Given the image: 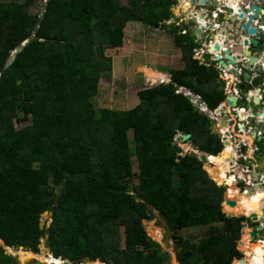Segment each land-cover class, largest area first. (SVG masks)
Instances as JSON below:
<instances>
[{"label": "trees", "instance_id": "obj_1", "mask_svg": "<svg viewBox=\"0 0 264 264\" xmlns=\"http://www.w3.org/2000/svg\"><path fill=\"white\" fill-rule=\"evenodd\" d=\"M39 1L47 9L34 33L42 10L34 14L32 8ZM177 1L0 0V236L12 251L23 247L41 257L47 238L59 264H170L143 224L155 211L174 238L184 229L206 230L197 242L175 239L178 264H232L242 257V224L257 221L245 219L250 216L238 185L228 187L231 194L223 199L225 187L206 173L214 179L213 158L222 142L184 90L209 111L226 96L214 63L194 57L200 45L190 25L169 29L182 67L170 70L168 83L141 89L132 109L97 110L94 104L100 80L113 68L106 51L125 46L128 23L164 28ZM33 34L6 69L11 54ZM140 69L158 80L151 68ZM22 117L30 120L18 129L15 120ZM178 133L189 134L195 150L208 155L206 171L175 144ZM225 201L239 203L231 211L244 216L228 218L232 205ZM53 208L50 227L42 226V216ZM244 237L246 261L264 254V242ZM0 264H15L2 246Z\"/></svg>", "mask_w": 264, "mask_h": 264}, {"label": "water", "instance_id": "obj_2", "mask_svg": "<svg viewBox=\"0 0 264 264\" xmlns=\"http://www.w3.org/2000/svg\"><path fill=\"white\" fill-rule=\"evenodd\" d=\"M178 2L179 4L181 3V6L182 0H178ZM231 2L232 0H188L189 5L185 7L186 9L185 11H182V13L186 14L188 11H193V14H190L188 19L191 23L190 35L194 37L196 42H202V46L200 44V50L204 47L207 52L206 54L210 57V62L220 66V69H218V85L219 89L224 91L226 99L217 107L214 114H219L223 110H227V116L230 115V117H238L237 124L234 126V129H242V131L246 133L244 134L247 138V140H245V147L241 145L239 140L240 144L237 143L238 148H235V150L239 149L238 151L244 153L251 161L249 164L250 168H252L251 175L253 178V186H250L246 191H244L247 196H251L257 192L264 191V178L261 179V177H263L261 174L264 171V69L258 68V65H260L261 62H264V33L259 27V25H264V12L261 13V9H264V0H238L235 2V5ZM177 5V3L172 5V11L175 10ZM218 8L222 12H219ZM46 9L47 5L45 4L42 8L38 23L34 29V33L37 32ZM205 9L208 14L204 12ZM213 12L217 14L216 18L212 17ZM170 19L175 21L176 15L172 13ZM216 21L218 23H216ZM203 24L205 26H203ZM217 25L219 26L217 27ZM34 38L35 34L15 49L6 63V69L9 68L15 61L17 54L20 53ZM221 69H224L226 72H231L230 74L234 75V77L237 76L238 70L241 71V75L239 76V91L243 94L242 99L239 100L237 97L232 95V92H227L223 77L220 74ZM245 112H249V116H247L248 121L246 122L241 118L242 115L245 116ZM208 120L210 122L211 133L221 137V133H217L218 127L214 125L215 120L209 116ZM220 125L221 127H224L225 125L227 126L226 120L221 119ZM258 132L261 133V136L257 135ZM181 141L187 142L191 145L193 151L195 152H191L189 154L196 158L202 164L203 170L206 171L205 166L208 164L206 156L208 155L195 150L189 134L183 135L181 137ZM221 141L223 142L224 148L226 140L222 137ZM229 143L230 142L227 141V145ZM206 173L218 187H225V193L228 192V194H231L229 193L227 185L216 182L207 171ZM244 192L241 193L243 194ZM225 203L226 205H233L235 202L225 201ZM54 211V208L51 209L50 214L53 215ZM243 216L244 215L235 216L231 213L227 214L228 218H241ZM247 218L249 219V217ZM146 221L147 223H150L154 221V217L149 218ZM263 225L264 218L261 219L260 224L256 227V229L252 227L247 228V224H243L242 226L244 229L249 230L248 233L254 241H258L260 240L259 233L261 234V232L264 231ZM162 229L165 241L172 240V232L166 222L163 223ZM145 230L148 232L147 226H145ZM0 246H2L5 250H14L5 244L1 236ZM47 246L49 248V252L46 253L47 256L54 257L50 248V241H47ZM20 249L22 251H26L27 253H33L23 247ZM239 250L241 251L240 247ZM12 256L15 264L20 262L18 252ZM58 259L65 261L63 257ZM234 261H237V264H248L244 257L241 259H235ZM95 262L100 264L105 263L86 259L83 264ZM32 263L41 264L40 261L36 259L25 261V264Z\"/></svg>", "mask_w": 264, "mask_h": 264}, {"label": "rangeland", "instance_id": "obj_3", "mask_svg": "<svg viewBox=\"0 0 264 264\" xmlns=\"http://www.w3.org/2000/svg\"><path fill=\"white\" fill-rule=\"evenodd\" d=\"M121 1H122V4L124 5L127 3V0H121ZM177 4H178L177 6H179L178 1H177ZM178 9L176 8V11ZM41 10H42V2L39 1L35 5V7L32 8V12L34 14H37V13H40ZM176 11L174 13V11H172V7L170 8L171 15L172 13L177 15ZM171 15H170V18H171ZM165 22L167 25H165L164 28H162V25H161L162 23H160L159 27L157 28L156 26L152 27V26H146L138 22H131L125 30V42H126L125 46L120 49L115 48V49H108L106 51L107 56L111 57L113 60V65H112L113 68H112V71L106 75V77L100 80L99 92H98V95L94 98V104L97 110L102 109V108H109V109H116V110L132 109L140 103L138 92L141 89H146V88L166 84L169 82L165 80L164 75H162L163 79H161L159 78V76H157V74H155V77L158 79L157 82L155 83V81L153 79H150L146 75L145 71H141L140 68L148 67L151 69H155L156 71L168 72L169 69L170 70L172 68L180 69L182 67V62L181 60H179V57L177 56L179 51H176L177 49L174 48V44H173V38L175 34L173 33L174 34L173 35L171 31H169V29L171 30L173 29V27H175L176 25L175 23H177L176 19L174 22L172 20L164 21L163 24H165ZM168 22H170L171 24L168 25ZM178 33L181 34V31L179 30ZM197 43H198L197 45L199 48L200 42L197 41ZM174 52H175V56L173 54ZM202 56H204V53L202 54ZM194 57H196V55H194ZM205 58L208 61V57H205ZM200 61L201 63H203L202 62L203 60H200ZM179 91L181 92L183 90L180 89ZM184 92L188 94L187 90H184ZM193 96H194V99L190 98L191 101L193 100L194 103H197V106L198 104L200 105L198 98L196 97L197 95H193ZM205 113L207 114V116L215 120L214 125L217 127L220 125L221 119H224L227 121V110H223L221 112L222 113L221 117L217 116L215 118L212 117V114L209 111H205ZM29 120L30 118L25 119V117H22L18 120H15V125L18 129H20L26 124H28ZM129 135H130V138H132L131 132ZM182 136H183L182 134L178 133L175 136L174 140H175V144L178 145L182 149L183 154L195 152L193 151L189 143H184L181 141ZM222 148H223V143H222ZM133 159H134V172L138 173V165H137L136 159L135 158ZM226 180L229 181L228 178ZM138 182H139L138 178L135 177L134 184H138ZM238 188H240L241 190L247 189L244 186V182L238 183ZM225 192L226 190L223 193V199L226 194ZM257 194L258 193H256L255 195ZM251 198L253 199L252 196ZM252 203L255 205L254 199ZM221 211L223 213L225 212L224 207H223V202L221 203ZM227 213L229 212L227 211ZM52 217L53 215L50 214V212L45 213L42 216L41 225L44 227L45 226L50 227L52 223ZM163 223H164V220L162 216L158 212H155V211H154V221L150 223H147L146 220L143 221L144 226L150 227V229L148 230V234L151 237V239L158 242L162 247V251L166 252L169 255L170 264H178L177 258H176V242L174 239L168 240V241H165L163 239L164 238L163 237L164 233L162 229ZM243 224H248L249 227L255 226L254 222H250L248 220L244 221ZM259 224L260 222L257 223V226ZM205 231L206 230H203L201 228L184 229V230L178 231L175 239L178 236H180L184 240H187L190 242L191 240H194L195 242H197L204 235ZM248 231H249L248 229H244L242 231L243 233L242 239L238 242V245L241 249L242 256L245 254L243 242L246 239V237L244 236L245 234H247ZM262 235H264V233ZM248 239L250 240V238ZM39 249H40V252L38 254L41 257L37 260L44 261L45 264L58 263V261H55L53 258H51L50 256H47L46 254L47 252H49V248L47 246V238L42 240ZM6 251L8 254L12 253L10 255H14L17 252L19 253V251L24 252L27 255L32 254V253H27L25 251H21V249L17 251L16 250L15 251L6 250ZM28 258H29L28 260L36 259L35 257H30V256H28ZM236 262L237 261H233L232 264H235ZM261 262L264 263V259H261ZM16 264H25V261L20 258V262ZM75 264H83V263L75 262Z\"/></svg>", "mask_w": 264, "mask_h": 264}, {"label": "crops", "instance_id": "obj_4", "mask_svg": "<svg viewBox=\"0 0 264 264\" xmlns=\"http://www.w3.org/2000/svg\"><path fill=\"white\" fill-rule=\"evenodd\" d=\"M182 2L183 3H188V0H182ZM189 4V3H188ZM264 9H261V13L262 12H264L263 11ZM204 12L205 13H207V11H206V9L204 10ZM177 15H176V22L178 23V24H181L182 23V25L183 26H189V25H191V23L188 21V19H189V17H190V14L192 15L193 14V11H188L186 14H182V10L181 9H179L178 11H177V13H176ZM208 14V13H207ZM214 14V13H213ZM212 14V15H213ZM178 19V20H177ZM187 19V20H186ZM169 20H171V19H169ZM174 22V21H173ZM172 22V23H173ZM131 23V22H130ZM130 23H128V25L130 24ZM177 23H175V24H177ZM216 23H218L217 21H216ZM165 24H166V22H165ZM171 23L170 22H168V25H170ZM128 25H127V27H128ZM167 25V24H166ZM176 26V25H175ZM219 26V25H218ZM126 27V28H127ZM190 27L191 26H189V29H190ZM264 27V26H263ZM126 30V29H125ZM261 30H263L262 28H261ZM264 31V30H263ZM183 35H185V34H183ZM200 42V41H199ZM200 44H201V46H202V42H200ZM174 48H176L177 50L176 51H179V53H178V57H179V60H181V51H180V49L179 48H177V47H175L174 46ZM200 51V52H199ZM202 51V52H201ZM204 53V56H202V54ZM207 52H206V50L204 49V47H202V50H200V48L199 49H197V51L195 52V55H196V59L200 62V64H205L206 62H207V60H206V54ZM174 54V56H175V52L173 53ZM202 57H203V59H202ZM201 58V59H200ZM210 57H208V60L210 61V59H209ZM200 60H203L202 62L203 63H201V61ZM205 65H207V64H205ZM216 68V67H215ZM173 69V68H172ZM171 69V70H172ZM161 72V71H160ZM169 73H170V69H169V71L168 72H162V74L164 75V77H165V80H169V78H170V75H169ZM231 72H228V74H229V76H228V78H227V88H228V91L227 92H231L233 89H237V91H239V85L237 84V82L235 81V80H232V79H234L233 77H234V75H232V74H230ZM232 89V90H231ZM239 93V92H238ZM240 95V94H239ZM241 95H243L242 93H241ZM244 115L245 116H243V118L242 119H244L245 120V122L246 121H248L247 119V116H249V112H245L244 113ZM230 115L229 116H227V130L229 131V133H230V138H229V141H230V143H231V148H232V152H233V157H232V161L230 162V164H229V166H230V169L229 170H231L232 172H235L237 175H239V177H236L235 175H234V177H235V179L237 178L240 182H246V184H244V186H245V188H247L248 189V187H250L251 186V181H250V179H252V175H251V173H252V168H250V164L249 163H251V161H250V159L249 158H247V156L244 154V153H242V152H240V151H238V150H235V148H238V144L237 143H239V140H240V142H241V145L243 146V147H245V140H247V138L245 137V135L244 134H246L245 132H243L242 131V129H238V130H235L234 129V126H236V124H237V119H238V117H236V116H232V117H230ZM240 121H242V120H240ZM240 123H242V122H240ZM238 131V132H237ZM241 133V134H240ZM250 143V142H249ZM233 144V145H232ZM235 144V145H234ZM240 144V143H239ZM227 175H229V173H227ZM262 176H263V178H264V171H263V173L261 174ZM228 178V177H227ZM228 179H230L231 180V177L230 178H228Z\"/></svg>", "mask_w": 264, "mask_h": 264}, {"label": "bare ground", "instance_id": "obj_5", "mask_svg": "<svg viewBox=\"0 0 264 264\" xmlns=\"http://www.w3.org/2000/svg\"><path fill=\"white\" fill-rule=\"evenodd\" d=\"M238 0H232V2L231 3H233L234 5H235V2H237ZM181 4V3H180ZM180 4H179V6H177L176 8L178 9V7H179V9H181L182 11H185V7H187L189 4L186 2V3H183L182 2V5L180 6ZM176 8H175V10H174V13H175V11H176ZM178 9V10H179ZM177 10V11H178ZM177 11H176V13H177ZM144 69H146V68H143V70ZM149 70H151V72H153V73H157V76H159V78H161V79H163V74H162V72H160V71H154V70H152V69H149ZM160 75H159V74ZM157 82V81H156ZM155 82V83H156ZM240 112H243V111H240ZM241 118H243V115H242V117ZM225 130H226V125L224 126V127H222V129L220 130L221 131V134L223 135L224 133H225ZM226 138V145H225V149L224 150H222V152H220V154L218 155V156H216V157H214L213 158V161H215L217 164H218V169H217V171H215V174H214V179H215V181L216 182H218V183H221V184H225V185H227L228 187H232V186H234V185H238V183H240V181L236 178L235 179V177H234V175H235V172H232L231 170H229L230 169V166H229V164H230V162L232 161V157H233V152H232V148H231V143H229L228 145H227V137H225ZM227 173H229V175H227ZM227 177L228 178H230L231 177V180L229 179V181L228 180H226L227 179ZM228 182V183H227ZM258 194L257 195H255V194H253V195H251L252 197H253V199H254V201H255V205L252 203L253 202V199L251 198V196H247L246 195V193H243V194H241L242 195V199H241V203L244 201V199H245V202H246V204H245V207H244V211H246V213L250 216V217H252V218H249L250 220H253V221H257V223L258 222H260L261 221V219L262 218H264V205H263V208H261V207H258V204H259V201H260V203L261 204H263V202H264V191L263 192H257ZM238 196H240V195H238ZM237 206H239V204H234V205H232L231 207H229L228 208V212L230 213V211L231 210H234V209H236L237 208ZM228 214V213H227ZM231 214H233L232 213V211H231ZM235 216H237V215H242V214H234ZM247 217V216H246ZM264 226V225H263ZM247 228H249V225L247 224ZM150 229V227L148 226V230ZM158 233V232H157ZM159 235V234H158ZM155 237V236H154ZM251 237V236H250ZM155 239V238H154ZM259 242H261L260 240H258ZM258 241H256V242H258ZM263 241V240H262ZM244 243V242H243ZM255 243V242H254ZM253 249H256L257 251H260V252H262V250H261V247L260 246H254L253 247ZM26 252V251H25ZM33 254V253H32ZM30 254V255H27L26 253H24V252H19V256H20V258L22 259V260H24V261H27L29 258H28V256H30V257H35L36 258V260L37 259H39L40 257H37V256H34L35 254ZM264 256V254L263 253H260L259 255H258V258H254V259H252L251 261H246L248 264H263L262 262H261V257H263ZM51 257V256H50ZM51 258H53V257H51ZM44 262V261H43ZM41 263V262H40ZM90 264H98V263H90Z\"/></svg>", "mask_w": 264, "mask_h": 264}, {"label": "built area", "instance_id": "obj_6", "mask_svg": "<svg viewBox=\"0 0 264 264\" xmlns=\"http://www.w3.org/2000/svg\"><path fill=\"white\" fill-rule=\"evenodd\" d=\"M218 10H219V8H218ZM219 12H222V11H220L219 10ZM214 14L212 15V17H214V18H216L217 17V14L215 13V12H213ZM176 26H179V24L177 23L176 24ZM203 26H205L204 24H203ZM217 27H218V25H217ZM260 27L264 30V27L263 26H261L260 25ZM186 33V31L185 30H182L181 31V34H185ZM202 52V51H201ZM201 59V58H200ZM215 67H216V69L218 70V69H220V66H217V65H215ZM261 68H263L264 69V62H261ZM220 74H221V76L223 77V80H224V83H225V89L228 91V88H227V78H228V76H229V74H228V71L226 72V71H224V69H221L220 70ZM238 74L240 75L241 74V71L240 70H238ZM234 79H232V80H235L236 82H237V84H239V80H238V78H236V77H233ZM232 90V89H231ZM233 92V96H235V97H237V98H240V95H239V93H238V91L237 90H235V89H233L232 90ZM189 95V94H188ZM197 98H198V101H199V103H200V108L198 107V109L202 112V111H205L206 109L203 107V104H201V101H200V97L199 96H196ZM192 99H194V96L192 97ZM226 99V98H225ZM192 103L194 104V105H197V103H194L193 102V100H192ZM199 106V105H198ZM220 117H221V115H220ZM227 122V121H226ZM222 129V127L219 125L218 126V130H219V132L221 133V130ZM257 135L258 136H261V133L260 132H258L257 133ZM224 138L225 140H226V138L225 137H227V141H229V138H230V133H229V131L227 130V127H226V130H225V133L222 135L221 134V137H220V139L221 138ZM222 142V141H221ZM230 142V141H229ZM223 143V142H222Z\"/></svg>", "mask_w": 264, "mask_h": 264}, {"label": "clouds", "instance_id": "obj_7", "mask_svg": "<svg viewBox=\"0 0 264 264\" xmlns=\"http://www.w3.org/2000/svg\"><path fill=\"white\" fill-rule=\"evenodd\" d=\"M261 26H264V25H261ZM259 27H260V25H259ZM260 29H261V27H260ZM261 31H263V30H261ZM263 33H264V31H263ZM208 55V54H207ZM215 65V64H214ZM258 68H260V69H263V68H261V64L260 65H258ZM229 69H231V68H229ZM218 71V70H217ZM219 73V72H218ZM241 75V74H240ZM239 74H238V72H237V76H235L236 78H238V80H239V76H240ZM168 81H170V78H169V80ZM225 84V83H224ZM239 84H240V82H239ZM237 90V89H236ZM224 92V91H223ZM231 92H233V91H231ZM188 94H190V96L189 95H187V96H189L190 98H192L193 97V94H191L190 92H188ZM233 94V93H232ZM240 94V93H239ZM226 98V97H225ZM237 99H242V95L240 94V98H237ZM201 101V100H200ZM201 104H203V107L206 109L205 111H209L207 108H206V106H205V103H203L202 101H201ZM222 104V103H221ZM199 105V104H198ZM199 108H200V105L198 106ZM205 111H202V113H205ZM215 111V110H214ZM214 111H209L211 114H212V117H213V113H214ZM206 114V113H205ZM221 115H222V113H221ZM215 118V117H214ZM246 124V123H245ZM238 132V131H237ZM219 139H220V137H219ZM225 149V147L222 149V150H224ZM235 176L236 177H239V175H237L236 173H235ZM263 177H261V179H262ZM250 183H251V187L253 186V178L252 179H250ZM244 184H246V182H244ZM249 188V187H248ZM247 189H245V190H243V191H246ZM245 217V216H244Z\"/></svg>", "mask_w": 264, "mask_h": 264}, {"label": "flooded vegetation", "instance_id": "obj_8", "mask_svg": "<svg viewBox=\"0 0 264 264\" xmlns=\"http://www.w3.org/2000/svg\"><path fill=\"white\" fill-rule=\"evenodd\" d=\"M239 85V84H238ZM240 94H241V92L240 91H238ZM221 115V113H219V114H213V117H217V116H220ZM227 123V122H226ZM221 126V125H220ZM217 127V126H216ZM227 127V126H226ZM219 130L217 129V133H220V132H218ZM226 190V189H225ZM226 210H228V209H226ZM247 218V217H246ZM164 220V219H163ZM165 222V221H164ZM244 223V222H243ZM243 225V224H242ZM256 227H257V225L256 226H253L252 228H254V229H256ZM244 230V228H243V226H242V231ZM172 232V231H171ZM249 232V231H248ZM264 233V231H262L261 232V234L259 233V236H260V241L261 242H264V235H262ZM243 234V233H242ZM242 234H241V239H242ZM249 236H250V234L249 233H247ZM174 236H175V234L172 232V240L174 239L175 240V238H174ZM164 239V238H163ZM240 239V240H241ZM165 240V239H164ZM239 240V241H240ZM263 240V241H262ZM238 241V242H239ZM250 242L252 241V243H254V242H256V241H254L251 237H250V240H249ZM238 242H237V246L239 247V245H238ZM241 252V251H240ZM245 253V252H244ZM242 254V253H241ZM246 253L241 257V258H246ZM240 258V259H241Z\"/></svg>", "mask_w": 264, "mask_h": 264}]
</instances>
